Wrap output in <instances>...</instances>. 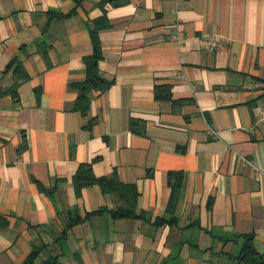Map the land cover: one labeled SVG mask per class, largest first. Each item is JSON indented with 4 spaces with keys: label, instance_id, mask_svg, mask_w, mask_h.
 <instances>
[{
    "label": "crops",
    "instance_id": "crops-1",
    "mask_svg": "<svg viewBox=\"0 0 264 264\" xmlns=\"http://www.w3.org/2000/svg\"><path fill=\"white\" fill-rule=\"evenodd\" d=\"M96 45L111 84L82 113ZM260 110L264 0H0V264H248L246 234L264 264Z\"/></svg>",
    "mask_w": 264,
    "mask_h": 264
},
{
    "label": "trees",
    "instance_id": "trees-1",
    "mask_svg": "<svg viewBox=\"0 0 264 264\" xmlns=\"http://www.w3.org/2000/svg\"><path fill=\"white\" fill-rule=\"evenodd\" d=\"M102 54L99 50L98 46L96 45L95 52L92 56L86 59V71L87 76L84 80L79 82H73L71 85L80 90V96L74 103V109L85 113L90 104L89 94L92 90L101 89L105 90L107 87L110 86L111 82L106 80L100 75L99 72V60L101 59ZM15 63L12 62V64ZM156 97L163 98V97H171L170 93H165L161 86H156ZM170 176H174V173H170ZM75 184L77 188H81L86 185L91 184H99L104 192L106 193H117L120 194L122 197L126 192L129 193V196L125 198V202L119 208L113 210V215L115 217L118 216H127V217H134L135 208L129 204L130 198H136L137 190L133 185H127L121 182L118 178L112 177H96L90 165H82L75 176ZM180 181L174 185V190L179 188ZM124 199V198H122ZM128 203V204H127ZM100 209L96 212H90L87 214L88 217L102 211ZM8 224L6 218L0 215V228L5 227ZM73 225V224H72ZM244 238V245L240 255L237 257L239 261H244L248 264H263V259L261 254H259L254 246L253 243V235L246 234L242 235ZM40 250L39 248L34 249V251L28 256L24 264H62L60 261V256L58 254L51 255L47 259L43 260L40 263H37V259L39 256Z\"/></svg>",
    "mask_w": 264,
    "mask_h": 264
},
{
    "label": "built area",
    "instance_id": "built-area-1",
    "mask_svg": "<svg viewBox=\"0 0 264 264\" xmlns=\"http://www.w3.org/2000/svg\"><path fill=\"white\" fill-rule=\"evenodd\" d=\"M211 48H216V47H219V46H222V42H221V38L219 36H215L214 40L211 42L210 44ZM262 113H264V111L260 110ZM263 117H264V114H263ZM212 133H215L216 132L214 130H212ZM245 161L250 163V161L248 159L245 158Z\"/></svg>",
    "mask_w": 264,
    "mask_h": 264
}]
</instances>
